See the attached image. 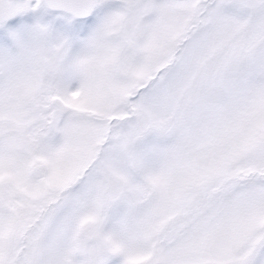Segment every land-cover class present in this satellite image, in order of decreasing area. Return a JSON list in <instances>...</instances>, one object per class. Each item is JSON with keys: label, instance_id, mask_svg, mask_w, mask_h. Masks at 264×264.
<instances>
[{"label": "snow or ice", "instance_id": "obj_1", "mask_svg": "<svg viewBox=\"0 0 264 264\" xmlns=\"http://www.w3.org/2000/svg\"><path fill=\"white\" fill-rule=\"evenodd\" d=\"M0 264H264V0H0Z\"/></svg>", "mask_w": 264, "mask_h": 264}]
</instances>
